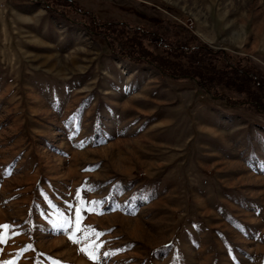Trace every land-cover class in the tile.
Instances as JSON below:
<instances>
[{
	"label": "rangeland",
	"instance_id": "obj_1",
	"mask_svg": "<svg viewBox=\"0 0 264 264\" xmlns=\"http://www.w3.org/2000/svg\"><path fill=\"white\" fill-rule=\"evenodd\" d=\"M74 1L264 74V0ZM64 10L0 0V264H264V115Z\"/></svg>",
	"mask_w": 264,
	"mask_h": 264
},
{
	"label": "trees",
	"instance_id": "obj_2",
	"mask_svg": "<svg viewBox=\"0 0 264 264\" xmlns=\"http://www.w3.org/2000/svg\"><path fill=\"white\" fill-rule=\"evenodd\" d=\"M42 1L51 13L66 7L65 15L77 13L92 26L98 24L101 37L111 47L114 42L129 59L157 63L166 75L195 81L208 96H216L227 106L242 104L264 115V74L241 59H231L225 51L210 49L182 26L162 21V34L158 29L112 18L98 23L92 11L83 10L74 0ZM218 87L222 89L218 91Z\"/></svg>",
	"mask_w": 264,
	"mask_h": 264
},
{
	"label": "snow or ice",
	"instance_id": "obj_3",
	"mask_svg": "<svg viewBox=\"0 0 264 264\" xmlns=\"http://www.w3.org/2000/svg\"><path fill=\"white\" fill-rule=\"evenodd\" d=\"M77 196H79V193H77ZM92 203H95V202H92ZM81 207H83V205ZM70 208H71V206H70ZM79 212H80V209H76L77 220H76L75 223L77 225H79ZM8 227H10V226H8V225H0V228H8ZM76 231L77 232H80V231H84L85 232V235L82 237V239H84V240L89 239V236L94 234V233H88L82 226H77L76 227ZM70 238H72V237H70ZM0 242H4L2 238H0ZM90 247H94V246L90 245Z\"/></svg>",
	"mask_w": 264,
	"mask_h": 264
}]
</instances>
